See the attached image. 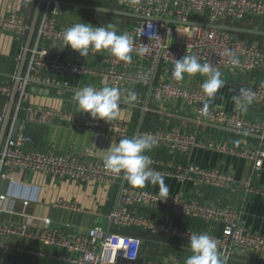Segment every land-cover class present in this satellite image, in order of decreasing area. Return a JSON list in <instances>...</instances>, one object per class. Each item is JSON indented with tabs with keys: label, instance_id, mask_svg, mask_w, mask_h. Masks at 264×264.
<instances>
[{
	"label": "built area",
	"instance_id": "2783aa9c",
	"mask_svg": "<svg viewBox=\"0 0 264 264\" xmlns=\"http://www.w3.org/2000/svg\"><path fill=\"white\" fill-rule=\"evenodd\" d=\"M54 1L45 0L42 3L0 150V181L8 180V188L17 185L14 178L16 171L80 183L94 182L98 185L119 183L122 174L118 177L106 171L103 160L80 159L70 153L58 154L35 149L33 137L25 132L26 124L44 126L57 124L98 136L110 135L117 139L130 137L131 120L122 117L121 112L144 113L148 108V102L145 103L143 98L136 94V101L130 105L126 102L128 92L133 91L134 82L146 86L159 65L165 67L166 78L151 87L148 98L163 103H180L192 111L198 128L229 132L240 137L244 146L227 148L214 145L200 139L195 133H185L174 126L138 128L135 136L152 134L157 141L147 153L153 160L152 169L162 176L174 177L182 182L191 181L232 188L239 182L230 172L191 162L157 158L154 153L167 151L186 154L193 148H213L250 161L253 170L262 167L264 121L246 118L236 101L231 110L208 105L207 112H203L206 97L201 85L206 77L202 76L197 81L183 85L172 77L171 70L175 59H180L184 55H195L201 63H211L221 72L243 69L248 72L264 73V43H254L231 31L195 25L196 23L218 25L225 21L228 25L239 26L246 18L256 19L264 25V0H66L92 5L113 1L121 10L141 16L134 18L125 30L117 31L118 34L128 33L132 37L134 41L132 60L139 65L144 64L143 70L133 74L119 70V66L125 67L127 63L117 61L106 50L95 52L90 49L87 56L101 54V66L96 68L88 66L82 60L67 58L64 53H79L70 47L61 46L63 31L73 24L88 22L67 17L65 11L60 10ZM30 3L34 7L36 0H31ZM29 26L30 15L23 11L10 8L6 13L0 14V33L17 37L24 42ZM52 45L61 46V53L51 54L49 47ZM140 48H147L148 52L142 56L137 55ZM233 57L239 60L236 66L230 62ZM103 65L108 68H104ZM63 75L64 79L61 78ZM84 75L90 77L103 75L107 78L108 86L119 87L120 110L111 121L77 114L70 110L28 103L31 87L77 91L78 83L73 85L69 77L74 76L79 80ZM13 80L14 75L9 82L0 81V100L8 99ZM122 85H129L130 89L127 91L121 87ZM241 89H248L255 94L251 104H264V78L258 82L244 81L238 84L235 96H241ZM22 119L24 123L21 124ZM3 120L4 112H0V131ZM17 120H20V124L14 133ZM244 186L249 190L256 188L255 193L264 199V188L252 186L251 177H248ZM160 198L159 193L147 188L123 183L119 188L114 208L107 214L97 213L107 224L96 223L81 234L71 237L51 227L49 217L18 212L15 199L7 192H0V215L19 217L15 222L0 221V248L9 247L5 243L12 238L27 239L47 247L43 250L25 249L30 254L48 255L70 264H172L143 260L141 237L138 234L124 232L127 229H136L144 234L186 244H189L188 239L193 232H206L217 239L220 251L228 259L238 251L264 252V235L244 228L233 209L203 204L178 194L169 195L164 200H159ZM56 206L79 210L73 205L63 203ZM145 210L198 218L219 227L220 232L196 231L182 227L169 217L153 218L144 213ZM19 249L20 246L16 247V250Z\"/></svg>",
	"mask_w": 264,
	"mask_h": 264
},
{
	"label": "crops",
	"instance_id": "0c3cea01",
	"mask_svg": "<svg viewBox=\"0 0 264 264\" xmlns=\"http://www.w3.org/2000/svg\"><path fill=\"white\" fill-rule=\"evenodd\" d=\"M113 2V1H110ZM116 3V2H115ZM117 4V3H116ZM118 5V4H117ZM119 6V5H118ZM14 8L31 15L33 9L29 0H0V14ZM121 10V9H120ZM90 11V10H88ZM70 17L72 12H65ZM79 15V13H76ZM81 13L80 15H82ZM112 15V14H111ZM118 16V15H114ZM121 17V16H120ZM125 17V16H122ZM132 23L134 18H129ZM130 25V24H129ZM128 25V26H129ZM127 26V27H128ZM240 27L261 29L264 25L256 20L246 18L239 24ZM254 43L263 44V37L247 38ZM24 42L14 36L0 33V81L9 82L15 75L17 65L23 50ZM67 58L82 60L88 66L96 68L101 66V54L80 56L79 54L64 53ZM104 68H108L103 65ZM144 64L139 65L134 60L125 67L119 66L127 74L138 73L143 70ZM224 87L220 88L215 98L208 105L219 106L231 110L234 106L235 88L244 81L258 82L264 78V73L259 71L248 72L243 69L222 71ZM199 73L189 76L185 74L180 82L187 85L201 79ZM62 79L65 76H61ZM166 78V69L159 65L146 86L134 82L133 91L140 95L144 102H148V108L144 113L121 112V116L131 120L130 137L135 136L138 128H169L177 127L185 133H195L204 141L227 148H241L244 142L238 136L222 130L200 129L196 126V117L191 110L180 103H163L156 99L148 98L151 87L158 81ZM69 79L73 85H79V89L85 85H93L97 88L107 85V78L103 75L90 77L82 76L77 80L74 76ZM122 88L130 89L129 85ZM32 88V87H31ZM28 97V103L55 107L73 111L77 114L88 115L84 111H78L77 104L73 100L76 90L49 89L48 94L41 91H32ZM45 89V88H43ZM2 102V101H0ZM3 105L0 112H4ZM245 117L255 121H264V104H249ZM24 123L22 119L21 124ZM25 132L33 137V147L38 150L51 153H70L80 159H100L106 153L108 147L119 139L110 135H95L84 131L73 130L63 125H39L26 124ZM157 158H168L174 161H183L199 164L203 167H217L233 174L239 184L232 188L218 187L211 184H201L191 181H179L174 177H164V182L169 188V195L178 194L186 199L196 200L203 204L220 205L233 209L239 223L249 231L264 235V199L259 197L254 189L249 190L244 186L248 177H251V185L264 188V163L259 170H253L250 161L235 155L226 154L213 148H193L186 154L159 151L154 153ZM15 186H7L5 192L15 199V207L18 212L34 214L36 216L49 217L51 227L74 237L81 234L86 228L96 223H106L99 216L107 214L115 206L121 184L130 185L123 178L119 183L111 185H98L94 182L80 183L67 179L54 178L48 175L26 173L16 171ZM147 188L159 193V187L147 184ZM4 193V192H1ZM73 205L79 210L65 209L56 204ZM153 218H170L179 226L191 228L196 231L220 232V228L198 219L182 215H170L161 211L145 210ZM100 213V214H97ZM14 217V216H13ZM19 217L12 218L8 215H0L2 222H15ZM129 234H138L142 239V258L148 262H168L172 264H184L185 258L191 255L188 244L158 236H151L138 232L136 229L124 231ZM7 248H0V264H70L51 256H37L30 254L25 249L43 250L42 245L35 244L27 239L18 240L12 238L5 243ZM20 246L19 250L16 247ZM57 251V250H56ZM226 264H264V252L238 251L232 255Z\"/></svg>",
	"mask_w": 264,
	"mask_h": 264
},
{
	"label": "clouds",
	"instance_id": "9594fccd",
	"mask_svg": "<svg viewBox=\"0 0 264 264\" xmlns=\"http://www.w3.org/2000/svg\"><path fill=\"white\" fill-rule=\"evenodd\" d=\"M62 42V47H70L80 56H87L90 49L95 52L106 50L117 61L132 63L134 41L128 33L118 34L117 25L112 23L106 26L84 22L73 24L63 31ZM147 52V48H140L137 55L142 56ZM230 62L233 66L239 64L235 57ZM197 73L206 77L201 85L206 97L203 107V112L206 113L207 101L214 99L219 89L225 85L221 71L211 63H201L195 55H184L180 59H175L171 70V75L176 81L183 80L185 74L193 76ZM254 95L248 89H241V96L233 97L242 113L247 111V106L252 103ZM136 99V93L129 91L126 102L133 105ZM73 100L78 111L82 110L92 118L111 121L119 113L121 92L118 86L103 85L97 88L85 85L74 93ZM156 143L152 134L119 139L108 147L102 157L103 167L118 177L122 174V178L134 187L143 188L147 184L158 186L161 197L159 200H164L169 196V188L164 182V177L151 168L153 160L147 154ZM188 241L191 255L185 258L184 264H226L228 257L222 254L217 239L212 235L206 232H193Z\"/></svg>",
	"mask_w": 264,
	"mask_h": 264
},
{
	"label": "water",
	"instance_id": "95a60500",
	"mask_svg": "<svg viewBox=\"0 0 264 264\" xmlns=\"http://www.w3.org/2000/svg\"><path fill=\"white\" fill-rule=\"evenodd\" d=\"M44 1L45 0H36L34 10H33V13L31 15V18H30V26H29L28 34H27L26 39L24 41L23 50H22V53H21V56H20V59H19L18 65H17L15 75H14L11 93L8 97L6 107L4 110V120H3V123L1 126V131H0V150H1L2 144L4 142L7 125L10 122L11 111H12V108L14 106L15 99L17 96V88H18L19 80H20V77L22 75V72H23V69L25 66V62L27 59L28 49H29V46L31 44L32 38L34 36L36 26H37V22H38V18H39V14H40V10H41V6H42V3ZM54 2L58 5L60 10L65 11V12H72V13L81 14L86 10H90V11L107 13V14H112V15L125 16V17H129V18H141V16H138V15H135V14H132L129 12H125L123 10L108 8V7H104L101 5H92V4H85V3H79V2H70V1H66V0H55ZM165 21L168 22V20H165ZM195 25L219 28V29L231 31V32H234L237 34H246V35H254V36L264 37V27L256 30V29L244 28V27H240V26L228 25L225 23V21L222 22L221 24H218V25L206 24V23H202V24L196 23ZM61 49H62L61 46H53L52 45L49 47V52L51 54H58V53H61ZM31 90L32 91H41V92H44V94L49 93V89L32 87ZM19 124H20V120H17L15 123L14 133L17 130ZM7 186H8V180H1L0 181V192H5Z\"/></svg>",
	"mask_w": 264,
	"mask_h": 264
},
{
	"label": "rangeland",
	"instance_id": "374dc122",
	"mask_svg": "<svg viewBox=\"0 0 264 264\" xmlns=\"http://www.w3.org/2000/svg\"><path fill=\"white\" fill-rule=\"evenodd\" d=\"M98 5L108 7V8H113V9H118L120 10L119 6L115 2H100ZM34 7L31 10V15L33 13ZM30 15V18H31ZM70 17L75 18V19H80L83 21H86L88 23H94L100 26H106L109 23L117 25V31H123L127 28L129 24H131V21L127 19L126 17H120V16H114V15H105V14H100L99 12L95 11H84L82 15H77L76 13L70 14ZM8 99L0 100V111L3 107V105L6 106Z\"/></svg>",
	"mask_w": 264,
	"mask_h": 264
},
{
	"label": "trees",
	"instance_id": "16d2710c",
	"mask_svg": "<svg viewBox=\"0 0 264 264\" xmlns=\"http://www.w3.org/2000/svg\"><path fill=\"white\" fill-rule=\"evenodd\" d=\"M100 14H105V15H111V14H107V13H101V12H99ZM240 36H242V37H247V38H252V37H259V36H254V35H246V34H239ZM264 38V37H263ZM250 41H252V40H250Z\"/></svg>",
	"mask_w": 264,
	"mask_h": 264
}]
</instances>
